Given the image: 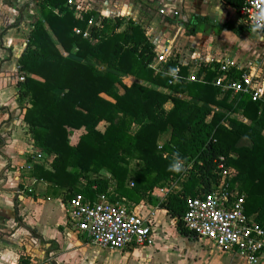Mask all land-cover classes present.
Segmentation results:
<instances>
[{
    "label": "trees",
    "instance_id": "trees-1",
    "mask_svg": "<svg viewBox=\"0 0 264 264\" xmlns=\"http://www.w3.org/2000/svg\"><path fill=\"white\" fill-rule=\"evenodd\" d=\"M34 1L40 18L18 60V72L26 76L17 83L18 102L29 101L21 108L26 109L23 121L31 145L43 152L44 161L54 159L49 165H34L31 176L64 190L65 201L78 194L93 201L102 195L112 202L145 201L165 210L176 228L189 236L183 222L187 199L202 197L218 184L217 167L223 162L233 174L232 186L237 183L247 195L246 213L257 214L256 221L264 227L263 104L214 86L217 63L202 65L205 82L170 85V74L179 63L171 60L160 72L150 68L155 45L140 25L122 16L100 18L86 11L78 18L71 0ZM222 1L236 12L244 5L243 0ZM91 18L101 20V26L90 27ZM75 29L88 31L90 37ZM189 67L182 68L185 77ZM126 78L135 82L127 85ZM169 101L174 106L167 111ZM237 113L250 123L233 116ZM170 127V141L159 147L160 135ZM81 129L85 133L71 146V134ZM174 152L187 157L180 172L169 170L178 161ZM133 159L144 164L135 178L129 170ZM102 170L112 179L102 178ZM168 184L180 189L164 201L152 196ZM17 264L32 262L22 255Z\"/></svg>",
    "mask_w": 264,
    "mask_h": 264
},
{
    "label": "crops",
    "instance_id": "crops-1",
    "mask_svg": "<svg viewBox=\"0 0 264 264\" xmlns=\"http://www.w3.org/2000/svg\"><path fill=\"white\" fill-rule=\"evenodd\" d=\"M71 2L73 6L81 7L86 11H95L109 18L122 16L126 21L140 25L155 45L156 51L176 49L171 52L172 54L168 53L170 55L169 61H177L182 68L190 66L188 75L198 70V63L200 62L209 64L211 60L217 62L229 60L241 66L244 62L252 60L251 55H255L254 65L242 67H254L257 70L255 66L260 65V57L264 53V47L251 44L248 37H245L246 42H248L247 45L245 41H242L244 45H241L238 50L234 45L228 43L230 37H235L236 33L240 31L238 28L230 31L222 25L225 12H229V10L236 12L222 0H71ZM28 3H30L31 10L27 7ZM161 9L166 10L168 15H161ZM175 11L179 12V16L172 15ZM236 13L239 17V28L248 29L243 24L239 13ZM17 14H19L15 21L18 20L17 26L12 27L15 24L13 19ZM39 18V9L34 0H0V39L1 33L5 31L6 34L2 37L4 43L8 37H14L15 43H18V45H14L15 49L13 50L9 45L4 44L7 49H10V52L15 53L19 49L17 47H22V50H19L20 52L11 59L5 54H0V64L2 63L0 69V119L7 121L0 130L2 136L7 135L6 140H2L4 147L0 145V264H17L20 258L19 251L23 250V245L27 246V243H34L35 248L41 253H44L46 248V252L51 257L63 254L58 257L59 260L61 259L60 263L51 260V262L49 261L50 264H71V246L64 245V238L71 236V232L73 233L74 230L69 225L65 212L67 200L64 199V190L58 189L53 183L38 180L39 184L35 186L34 194L21 193L24 167L33 162L31 150L38 151L42 155V158L35 165L43 164V162L49 165L54 159L51 156L44 161L43 152L35 149L29 143L30 140H25L27 129L23 120L26 109L21 107H26L29 101L26 99L23 104L18 102V60L26 48L34 23ZM7 23V30H2ZM122 29L118 31L120 32ZM250 31L253 32L251 29ZM5 36L6 38H4ZM20 38L25 39V41L19 43ZM221 38H227L226 44H220ZM240 38L237 37L239 40ZM11 41L12 39H9V43ZM204 56L205 58H203ZM70 57L83 62L74 55ZM99 68L106 71L105 66L100 65ZM15 70L17 72L12 73ZM125 80L127 85L135 82L134 78H126ZM162 90L167 92L166 88ZM119 91L123 93V89ZM101 96L114 102L105 94ZM173 96L184 99L182 95L174 94ZM173 106L172 101H169L165 105V109L170 111ZM6 110L7 113L4 112ZM10 114L14 117L10 118ZM233 116L247 124L250 123L240 113ZM84 133L85 129L73 131L69 140L70 145L76 146ZM171 136L172 128L170 127L160 135L159 147L169 142ZM231 156L234 157L233 154ZM173 157L181 164H184L187 159L186 156L177 152L173 153ZM143 168L144 164L141 161L131 160L129 170L132 178H135ZM100 176L104 179H112L111 174L106 170H102ZM31 177L35 178L34 176ZM83 182L85 183V181ZM232 182L233 179L231 185ZM165 187L173 188V191L180 189L179 186L172 184ZM232 187L240 191L237 183ZM240 193L246 195L244 192L240 191ZM142 204H147V209L156 211L152 236L153 244L142 248H128L125 254L127 252H140L141 256L143 252L147 253V259H150L148 262H153L151 264H155L154 257L158 262L167 264H247L236 253L220 251L208 241L200 240L192 235H183L176 228L175 220L165 210H160L145 201L136 205ZM249 216H255L256 219L257 214ZM160 224L164 227L157 226ZM170 225H173L174 230L170 229ZM165 226L168 227L165 228ZM80 237L84 238L83 236ZM84 240L90 246L96 247L86 238Z\"/></svg>",
    "mask_w": 264,
    "mask_h": 264
},
{
    "label": "built area",
    "instance_id": "built-area-1",
    "mask_svg": "<svg viewBox=\"0 0 264 264\" xmlns=\"http://www.w3.org/2000/svg\"><path fill=\"white\" fill-rule=\"evenodd\" d=\"M71 2V1H70ZM244 5L238 12L243 24L253 31L264 33V0H243ZM71 5L72 2H71ZM86 12L78 7V18ZM161 15H168L164 9ZM179 16V12L172 13ZM104 16H100L102 18ZM89 26H101V20L91 18ZM76 34L89 38L88 31ZM156 59L149 66L160 72L161 66L169 62L168 49L156 51ZM219 64L218 75L214 78V86L223 92L232 91L234 95H249L253 102L264 105V84L259 80L256 68H244L229 60L209 64ZM203 62L198 63V70L187 77L182 74L179 64L170 74L169 84L178 82H205L206 73L201 71ZM215 70V68H213ZM240 75L238 76V74ZM26 76L19 73L18 82H24ZM33 162L25 165L21 193H35L38 180L31 177L35 163L42 158L41 153L30 152ZM223 161L224 159L221 158ZM219 182L211 191L202 197L188 198L183 217L185 228L192 236L213 244L224 252L236 253L247 264H264V227L255 216L246 214V195L233 188V174L220 162L217 167ZM133 186V184H132ZM173 188H157L152 196L164 201ZM147 204L136 205L125 199L112 202L102 195L95 201L78 194L65 203V212L71 228L86 238L93 246L111 252H120L128 248H142L153 244L156 211L147 209Z\"/></svg>",
    "mask_w": 264,
    "mask_h": 264
},
{
    "label": "rangeland",
    "instance_id": "rangeland-1",
    "mask_svg": "<svg viewBox=\"0 0 264 264\" xmlns=\"http://www.w3.org/2000/svg\"><path fill=\"white\" fill-rule=\"evenodd\" d=\"M27 7L30 10L32 9L30 7V3H28ZM18 16H19V14H17L14 19L12 18L13 22L16 21V18ZM223 17L224 18L222 20V25L225 28H227L230 31L234 30V28H238L240 31L239 33H236L237 35L235 37H233L231 35L232 38L230 37V39L228 40L229 41L228 43H230V45H234V47L237 48V50H238L241 48V45H244V43L242 41H245V44L247 45L248 42H246L245 37H248L249 38L248 41L251 42V44H254L257 47H264V33H259L256 31H253L251 33L249 28L246 30L243 29L242 27L239 28L240 27L239 26V17L235 11L229 10V12H225L223 14ZM228 25H231V26H228ZM7 28H8V23L3 27L2 30H5V29L7 30ZM249 33H251V34L248 35ZM6 36L4 38H6ZM237 37H241L240 40L237 39ZM22 38H24V37H22ZM9 39H12V41L10 43H9ZM13 39H14V37L13 38L8 37L7 41L5 43H4V41H2V37L0 39V54H5V56L9 57L10 59L13 56L15 57L22 50V47H17L19 49H17V51H15V53H13V52H10V49H7V47L4 46V44H7L10 46L11 50L15 49L14 45L15 44L18 45V43H15L16 39H14V41H13ZM226 39L221 38L220 44H226L225 43ZM20 40L21 41L19 43H23L25 41V39H21V38H20ZM231 43H233V44H231ZM173 50H176V49L172 48V51L168 50V52L170 54H172L171 52H174ZM249 54H253V53H249ZM203 58H205V56ZM251 58H252V60H250L249 62L248 61L244 62L243 63L244 65L243 64L241 65L240 62H239V64L241 66H245V67H249L251 64L254 65L253 63L255 62V55H251ZM218 60H220V59H218ZM235 62H237V61H235ZM1 67H2V63L0 64V69H1ZM255 67H257V74L259 76V80L261 81V83L264 84V53H262V55L260 57V65L255 66ZM16 72H17L16 70L12 71V73H14V74ZM4 112L7 113V110ZM13 117L14 116H11V114H10V118H13ZM6 122L7 121L0 119V130L2 129L3 125ZM6 138H7V135L2 136L1 132H0V140H6ZM25 140H30V136L28 134L26 135ZM244 144H247V142L245 141ZM22 188L23 187H21V189ZM157 226L161 227V228L164 227V225L161 226V224L157 225ZM167 227L168 226H165V228H167ZM170 229L174 230L173 225H170ZM80 236H81L80 234H77L76 232L73 231V233L71 232V236H66L64 238V245L65 246H71V252H70L71 253V264H151V263H153L151 261L148 262V260H150V259H147L148 254L144 253V252H143V254H141V256L139 254L140 252L139 253L127 252V254H123L121 256L116 254V257H115L111 251L102 250L98 247L90 246V244L85 242L84 238H81ZM21 239L24 240L23 237H21ZM33 244L27 243V246L23 245L24 246L23 250L19 251V255L29 257L31 259L32 264H42L44 262H45V264H50L51 260H55L59 263L61 262L60 261L61 259L59 260L58 257H61L63 254H58L57 256L54 255L51 257L48 254V252H46V250H47L46 248L44 249V253H41L40 250H37ZM64 254L67 255V253H64ZM153 261L155 264H167L165 262H162V263L158 262L155 257H154Z\"/></svg>",
    "mask_w": 264,
    "mask_h": 264
},
{
    "label": "clouds",
    "instance_id": "clouds-1",
    "mask_svg": "<svg viewBox=\"0 0 264 264\" xmlns=\"http://www.w3.org/2000/svg\"><path fill=\"white\" fill-rule=\"evenodd\" d=\"M170 171L180 172L182 170V164L179 161L174 162L170 165Z\"/></svg>",
    "mask_w": 264,
    "mask_h": 264
},
{
    "label": "flooded vegetation",
    "instance_id": "flooded-vegetation-1",
    "mask_svg": "<svg viewBox=\"0 0 264 264\" xmlns=\"http://www.w3.org/2000/svg\"><path fill=\"white\" fill-rule=\"evenodd\" d=\"M127 250H128V249H125V250L120 251V252H113V255H114L115 257H116V254L119 255V256H121V255L125 254V252H126Z\"/></svg>",
    "mask_w": 264,
    "mask_h": 264
}]
</instances>
